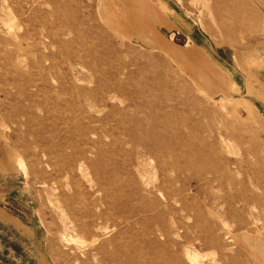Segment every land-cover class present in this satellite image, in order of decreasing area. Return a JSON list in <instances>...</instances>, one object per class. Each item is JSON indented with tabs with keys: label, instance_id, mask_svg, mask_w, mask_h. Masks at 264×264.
Here are the masks:
<instances>
[{
	"label": "rangeland",
	"instance_id": "rangeland-1",
	"mask_svg": "<svg viewBox=\"0 0 264 264\" xmlns=\"http://www.w3.org/2000/svg\"><path fill=\"white\" fill-rule=\"evenodd\" d=\"M0 264H264V0H0Z\"/></svg>",
	"mask_w": 264,
	"mask_h": 264
},
{
	"label": "bare ground",
	"instance_id": "bare-ground-1",
	"mask_svg": "<svg viewBox=\"0 0 264 264\" xmlns=\"http://www.w3.org/2000/svg\"><path fill=\"white\" fill-rule=\"evenodd\" d=\"M114 15H115V14H114ZM8 24H9V23H8ZM5 26H6V25H5ZM254 206H255V205H254ZM256 208H257V207H256ZM256 208H255V209H256ZM77 235H79V234H77ZM73 238H74V236L72 235V236H71V239H73ZM97 238H98V237H97ZM93 239H94V238H93ZM98 239H100V238H98ZM80 240H81V239H80ZM80 240H79V241H80ZM83 240H84V239H83ZM84 241H85V240H84ZM93 241H94V240H93ZM95 241H97V240L95 239ZM95 241H94V242H95ZM74 242H76V241H74ZM87 242H88V241H87ZM77 243H78V242H77ZM79 243H80V242H79ZM91 244H92V243H91ZM253 244H256V242L254 241V239H253ZM80 246H81V245H80ZM84 246H85V245H84ZM102 256H103V255H102ZM95 258H96V257H95ZM78 261H79V260H78Z\"/></svg>",
	"mask_w": 264,
	"mask_h": 264
}]
</instances>
